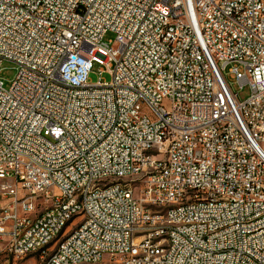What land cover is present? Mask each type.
Returning <instances> with one entry per match:
<instances>
[{
  "label": "built area",
  "instance_id": "1",
  "mask_svg": "<svg viewBox=\"0 0 264 264\" xmlns=\"http://www.w3.org/2000/svg\"><path fill=\"white\" fill-rule=\"evenodd\" d=\"M6 61L0 264H264V0H0Z\"/></svg>",
  "mask_w": 264,
  "mask_h": 264
},
{
  "label": "rangeland",
  "instance_id": "2",
  "mask_svg": "<svg viewBox=\"0 0 264 264\" xmlns=\"http://www.w3.org/2000/svg\"><path fill=\"white\" fill-rule=\"evenodd\" d=\"M114 39L113 35H109L106 38V41L112 40ZM18 74V67L16 64L12 63V62H4L1 65V69H0V81L3 83L4 87L6 89H9L12 82L15 80L16 76ZM225 76L226 79L228 81V83L231 85V87L233 88L234 92L237 93L239 95V98L243 101L245 99H247L248 95H249V91L248 89H240L239 86L237 85L236 81L234 79L231 78L230 74L228 73V70L225 71ZM99 78H101L103 81H105L106 83H110L112 80V77L110 74L108 73H103L102 75L100 74V67L96 66L94 69L93 74L90 77V81L92 84L97 83ZM144 112L146 114H148L147 110L144 109ZM264 150V148H263ZM26 264H36L35 261H31V262H25Z\"/></svg>",
  "mask_w": 264,
  "mask_h": 264
},
{
  "label": "bare ground",
  "instance_id": "3",
  "mask_svg": "<svg viewBox=\"0 0 264 264\" xmlns=\"http://www.w3.org/2000/svg\"><path fill=\"white\" fill-rule=\"evenodd\" d=\"M123 191H131V183H123ZM175 264H186V261H175Z\"/></svg>",
  "mask_w": 264,
  "mask_h": 264
}]
</instances>
